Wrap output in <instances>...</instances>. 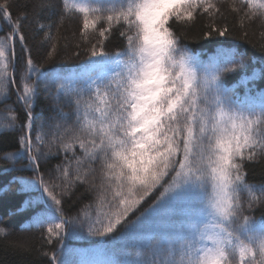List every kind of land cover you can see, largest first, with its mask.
Instances as JSON below:
<instances>
[{
	"label": "snow or ice",
	"instance_id": "snow-or-ice-1",
	"mask_svg": "<svg viewBox=\"0 0 264 264\" xmlns=\"http://www.w3.org/2000/svg\"><path fill=\"white\" fill-rule=\"evenodd\" d=\"M223 2L26 0L22 7L46 29L45 66L20 31L28 11L13 19L21 5L0 0V19L11 28L0 35V103L14 88L26 118L18 124L12 105L0 113V133L25 129L19 149L3 154L10 166L0 175L34 173L0 183V197L19 185L13 194L24 198L8 214L31 212L22 229L46 226L47 243L59 241L44 253L52 264H264V180L250 182L246 169L264 160V58L239 51L229 24L216 23L227 19ZM228 11L241 29L256 21L264 27V0H231ZM69 16L79 18L80 40L91 44L75 71L55 62L54 18L63 24ZM201 17L209 20L201 39H224L194 52L178 30ZM112 40L121 46L106 51ZM42 92L56 101L55 115L34 114ZM53 157L62 159L46 177L41 164ZM78 184L93 200L69 216L63 202ZM10 235L0 227L5 242ZM68 237L95 238L94 246L85 254Z\"/></svg>",
	"mask_w": 264,
	"mask_h": 264
},
{
	"label": "trees",
	"instance_id": "trees-1",
	"mask_svg": "<svg viewBox=\"0 0 264 264\" xmlns=\"http://www.w3.org/2000/svg\"><path fill=\"white\" fill-rule=\"evenodd\" d=\"M26 3V0H17V4L21 5L13 11V19L16 18L21 12L28 11V18L21 22L20 31L25 35V42L30 50V53L34 60L38 63H44L45 66H48V62L45 61V55L50 51L49 43L43 40L46 29L41 30L38 26L37 18L34 16L31 10L25 9L22 7ZM231 3V0H224L222 5V11L227 16L226 20L217 19L216 23L218 25L222 23H228L232 35L228 37L235 45L238 46V50L244 52L249 57L255 58L257 62L264 58V51H261V45H264V40H261L260 33L264 31V27L260 26V22L256 21L251 24H247L244 29L239 27L238 18L235 14L228 11V4ZM18 14V15H17ZM47 13H45V16ZM57 22L59 28L58 32V44H57V53L55 56V62L58 66L65 71H75L72 67L75 68L78 62L86 59V50L90 48V43H83L79 37V28L80 21L77 16L65 17L63 24H59V17L54 18ZM39 23L48 24L47 19L41 18ZM209 20L207 17H201L192 26H181L179 27L178 34H183V39L189 44L192 50H201L207 49L211 50L213 44L210 41L216 39H224L217 37H209L201 39L204 32L207 29L204 25L208 24ZM233 26H235L233 28ZM0 27L4 31L0 32V35H4L6 32H9L11 28L9 25L0 19ZM55 32L56 29L54 28ZM247 31V38H242L243 32ZM75 33V35H73ZM97 37L95 35L90 36V41L95 42ZM67 43V47L65 44ZM79 44V47L76 45ZM120 42L118 40H112L111 43L106 42L105 50L112 51L116 48H119ZM79 52V56H74V52ZM20 46L17 43V56L19 58ZM255 67H260L259 63ZM18 68L20 71L23 70L22 62L18 60ZM229 81L234 79V77H229ZM257 86H260L261 82L257 81ZM20 81L19 76L16 78V86L19 87ZM11 98L0 103V113H3L6 110L7 105H12L15 108V114L18 117L17 123L23 124L25 122V114L23 106L19 104L16 98L15 89H11ZM56 103L53 99L47 97L45 93H41L40 97L35 101L36 107L35 112H39L41 108L44 109L45 116L55 115L52 111V106ZM61 106H64V101L61 100ZM68 107H64V111H69ZM25 129L18 128L15 131H6L0 133V169L10 166V161L3 159V154L6 152H15L19 149V138L24 135ZM33 137L36 134V129H33ZM53 152L56 149L53 147ZM61 158L53 157L47 162L41 164V171L45 172L47 177V170L50 169L53 165L61 162ZM246 169L249 172L250 182L254 180L255 182H260L264 180V160L250 162L246 165ZM16 175H27L33 176L32 172L17 173L9 172L6 175H0V183H6L13 176ZM19 185H11L12 192L7 193L5 196L0 197V227H3L11 232V235L6 238H0V264H52L50 255H44V253H52L57 251L59 246V241L54 240L52 244H48L47 241L43 238L46 226L44 228H28L26 225L22 229L21 225L31 216V212H25L21 215L10 216L9 210H14L19 206L20 202L23 200V196H15L13 193ZM158 194V193H157ZM93 193L87 190V185L78 184L74 193L70 198H65L63 202V207L65 209L66 215H76L80 212V209L92 202ZM155 199V196L149 198L143 207H147L148 204L152 203ZM143 210V209H141ZM138 214V213H137ZM259 216V212L255 213ZM135 216H131L130 219H134ZM95 238L89 240L73 239L68 237L65 241L73 249H79L82 247L92 248L94 246ZM23 243L25 246L20 247L19 245ZM15 245V246H14ZM77 258V257H76Z\"/></svg>",
	"mask_w": 264,
	"mask_h": 264
},
{
	"label": "rangeland",
	"instance_id": "rangeland-1",
	"mask_svg": "<svg viewBox=\"0 0 264 264\" xmlns=\"http://www.w3.org/2000/svg\"><path fill=\"white\" fill-rule=\"evenodd\" d=\"M18 15V14H17Z\"/></svg>",
	"mask_w": 264,
	"mask_h": 264
}]
</instances>
